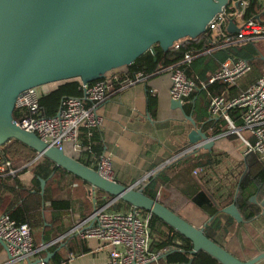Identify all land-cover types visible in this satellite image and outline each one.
Instances as JSON below:
<instances>
[{
	"label": "water",
	"instance_id": "95a60500",
	"mask_svg": "<svg viewBox=\"0 0 264 264\" xmlns=\"http://www.w3.org/2000/svg\"><path fill=\"white\" fill-rule=\"evenodd\" d=\"M229 3L230 0H0V148L18 141L86 182L90 191H102L156 216L192 242V256L203 252L220 264L261 263L264 252L241 261L209 239L205 228L213 218L202 228L194 227L144 191L106 179L97 170L49 146L35 133L22 129L14 117L18 99L28 90L71 81L89 85L110 73L127 71L148 52L156 56V46L167 53L181 41L197 40L208 33L210 23ZM228 31L236 34L239 28L231 21ZM171 109L180 111L194 124L180 102L171 101ZM188 140L191 145L204 142L202 148L207 150L215 145L199 129L192 130ZM45 185L41 180L42 196ZM238 192L239 187L226 207L221 208L211 199L220 214L242 224L244 219L236 206ZM259 195L262 199L257 202ZM250 202L259 207L253 222L264 219V187ZM0 245L6 251L1 238ZM54 256L48 253L46 258L27 264H49Z\"/></svg>",
	"mask_w": 264,
	"mask_h": 264
},
{
	"label": "built area",
	"instance_id": "2783aa9c",
	"mask_svg": "<svg viewBox=\"0 0 264 264\" xmlns=\"http://www.w3.org/2000/svg\"><path fill=\"white\" fill-rule=\"evenodd\" d=\"M260 1L264 12V0ZM246 5L245 1L240 0L233 3L230 12L228 6L224 7L222 14L210 23L208 32L212 33V43L216 45L214 49L242 43L264 42V17L257 16L256 20L244 21L243 10ZM231 21L239 28V33H236L235 37H229L224 33V28H228ZM180 44V42L177 43L175 48H179ZM211 51L213 50L207 53ZM193 59L191 54H187L178 65L170 67L166 72L170 80L169 97L171 101L184 105V102L198 90L196 83L186 74ZM251 70L252 66L245 60L229 58L221 64L220 69L210 78L209 83L219 81L230 87L238 86ZM126 74L127 71L114 72L92 84H81L82 96L64 98L60 110L53 117L45 116L40 106L41 98L51 89L42 87L28 90L17 101L15 111L19 118L16 122L22 129L35 133L49 146L63 151L67 156L80 162L84 152L89 149L84 146L81 133L85 131L88 139H91L103 125L104 119L99 114V107L111 95L150 80V76L142 73H136L133 77H128ZM236 109L241 110L242 125L240 127L235 125L229 115V111ZM207 112L211 118H221L227 124L228 133L218 138L235 135L245 146L244 156L258 154L261 160H264V75L233 99L226 96L212 97ZM203 144L204 142L180 151L167 161L166 166L192 154L195 150L202 148ZM40 158L37 155L35 161ZM112 165V155L104 153L98 160L96 170L106 179L114 180ZM161 169L163 166L132 186L136 190L144 191L152 180L159 177ZM206 173L205 167L193 170V174L199 178ZM18 175L19 169L13 167V162L7 158L4 149L0 148V179L5 177L14 179ZM161 191L162 188L158 183L156 199L159 198ZM120 202L122 201L114 198L109 200L97 207L89 217L67 235L40 247L34 245L29 225H19L9 215L0 214V238L5 243L8 254L5 264H27L37 259L42 260L40 255L42 251L51 244L55 245L66 237L74 235L87 241L96 240L104 245L108 249V261L103 264L158 263L165 252L151 251V214H145L134 208L119 210L117 207Z\"/></svg>",
	"mask_w": 264,
	"mask_h": 264
},
{
	"label": "crops",
	"instance_id": "0c3cea01",
	"mask_svg": "<svg viewBox=\"0 0 264 264\" xmlns=\"http://www.w3.org/2000/svg\"><path fill=\"white\" fill-rule=\"evenodd\" d=\"M245 79L243 78L240 82V86L244 90L257 81L247 85ZM148 88L157 97V108L154 115L147 104ZM169 90L170 80L165 73L111 95L98 109L104 122L97 132L104 146L103 154L110 153L112 155L115 181L132 186L163 166L159 175L161 179L159 187L161 186L162 191L157 200L163 198V202L176 214L194 227L202 228L211 218L189 201L186 194L200 188L210 198L215 199L221 208L230 205L239 187V177L246 171L245 146L235 135L218 138L221 137L220 135L228 133L227 128L219 127L223 131L218 135L214 132V125L205 129L208 122L215 120L208 115L209 105L206 96L198 95L194 100L189 99L190 102H196L197 109L200 110L198 112L193 110L189 115L193 124L185 119L180 111L171 109ZM189 100L184 102L183 107L188 105ZM194 129L201 130L210 139H213L214 147L211 150L199 148L174 164L166 166L167 161L180 151L193 147L189 144L188 134ZM81 140L83 141L82 138ZM259 158L261 160L260 156ZM81 159H87V157L82 156ZM99 159L93 155L88 159L90 163L87 167L92 169L96 167L97 169ZM186 159H192L191 163L200 165L189 171L187 169L189 162L187 163ZM261 161L264 162V160ZM80 163L82 162L80 161ZM199 167L207 169L206 175L200 178L193 174V170ZM18 179L22 185L29 187L33 180V174L26 172L18 175ZM75 189L87 192L93 205L92 212L88 214L89 207L79 206L80 201H76L70 196L71 201L77 204L73 205V212L71 211L70 214L64 215L62 218L59 226L63 234L44 242L42 240L44 235H35L32 230L34 245L35 242L37 247L47 245L67 235L99 207L95 204L96 191H90V186L74 183L71 185V191ZM261 199L262 197L259 195L257 202H260ZM251 204L258 213L259 207L254 203ZM0 214L9 215V213L1 211ZM214 240L239 260L249 261L264 252V219L259 218L254 222L248 221L242 224L236 223L225 231L216 232ZM48 253L60 256L61 264H103L108 261V249L104 245L96 240H83L76 235L66 237L55 245L51 244L40 255L44 259ZM7 259V252L0 245V264H5ZM160 262L149 264H159ZM259 264H264V261Z\"/></svg>",
	"mask_w": 264,
	"mask_h": 264
},
{
	"label": "trees",
	"instance_id": "16d2710c",
	"mask_svg": "<svg viewBox=\"0 0 264 264\" xmlns=\"http://www.w3.org/2000/svg\"><path fill=\"white\" fill-rule=\"evenodd\" d=\"M239 1L230 0L228 6L229 12L233 3ZM242 1L247 3L243 10L244 21L256 20L257 16H260V18L264 17L263 4L260 0ZM224 33L229 37L236 36V34H231L228 28H224ZM180 43L179 48L174 47L167 53H164L159 46H156V56H153L150 52L144 54L127 68L126 76L133 77L136 73H142L150 76V79L155 78L158 75L168 72L170 67L178 65L187 54H191L194 59L190 67L186 70V74L189 79L196 83L198 90L191 96L190 100H194L198 95H204L208 98L209 105L210 99L214 96H226L229 99H233L238 96L240 91L244 90L240 86V83L238 86L231 87L219 81L209 83L210 78L220 69L221 64L225 60L229 58L242 59L252 66L251 72L244 77L246 78L247 85L253 84L259 77L264 75V58H262L258 44L256 43H242L214 49L216 45L212 43L211 31L202 35L197 40L186 39ZM210 50L213 51L207 53ZM81 96L82 89L80 82L71 81L57 86V88L52 89L44 95L41 98L40 106L45 116L53 117L60 110L61 102L64 98H78ZM190 100L188 105L184 106L185 113L188 116L193 110L194 112L200 111L197 109L196 102H190ZM147 104L151 113L154 115L157 108V97L149 88L147 90ZM229 115L236 126L240 127L242 125L241 110H231L229 111ZM14 117L16 120L19 118L17 111H15ZM212 125H214L216 135L227 128L226 122L221 118L208 122L205 125V129ZM81 138L83 139L84 146L89 149L83 154L87 159H80V161L85 166H88L90 163L88 159L92 158L93 155L96 159L101 157L104 152V146L102 145L98 132H95L93 137L88 139L87 133L83 131ZM3 149L7 158L13 162V167L19 169V175L31 172L33 174V180L29 187H25L18 177L14 179L11 177L1 178L0 211L9 213L11 218L19 225H29L31 230L35 232V235H44L42 237L44 242L63 234L59 226L62 218L64 215L70 214L71 211L73 212V205L77 203L72 202L70 197L58 198L56 193L62 192L63 189L61 186L66 183L70 185L74 183L85 186L89 185L62 168L57 167L45 157H41L35 161L37 153L18 141L9 142ZM191 161L192 159H186V162H189L187 165L189 171L195 166L200 165L199 163L194 165ZM245 165L246 171L239 177V192L236 198V206L244 219V223L253 221L255 216L259 214V212L256 213L250 199L261 187H264V162L260 160L259 156L256 154L247 155ZM94 169L96 170V167ZM41 180H44L46 183L43 196L41 194ZM160 181L161 179L159 177L152 180L145 188L144 193L152 199H156V189ZM55 185L61 188L54 189ZM85 197V206L90 208L91 200L87 194ZM186 197L197 208L207 214L209 218H214L205 228V234L209 239L215 241L214 235L216 232L220 230L225 231L230 226L236 224L233 218L219 214V209L214 205L209 195L200 188L186 194ZM111 199L113 198L106 193L96 190L95 204L97 206L100 207ZM157 201L172 210L163 202V198ZM91 206L93 207L92 204ZM122 208L129 210L131 207L126 203L120 202L117 209L122 210ZM142 212L149 214L146 211ZM150 230L152 234L151 251L154 253L165 252L167 254L159 264H188L191 260L192 264H220L214 258L203 252L192 256V242L154 215H151ZM35 245L37 246L36 242ZM61 262L62 258L56 254L51 264H61Z\"/></svg>",
	"mask_w": 264,
	"mask_h": 264
},
{
	"label": "rangeland",
	"instance_id": "374dc122",
	"mask_svg": "<svg viewBox=\"0 0 264 264\" xmlns=\"http://www.w3.org/2000/svg\"><path fill=\"white\" fill-rule=\"evenodd\" d=\"M258 49L260 51V54L262 56V58H264V42H262L261 44L258 45ZM58 85L54 84L52 86H49V89H54L56 88ZM63 191L62 192H57L56 195L58 198H68L70 196L73 197V199H75L76 201L79 200L80 201V206H84L85 205V201H86V197L85 195L87 194V192H85L84 190H79V189H75L71 191V185L70 184H63L62 186ZM55 185L54 189L56 188H61ZM57 191V190H56ZM175 194V191H173ZM74 201V200H73ZM83 203V204H82ZM92 211V206L90 204V208H89V212L88 214Z\"/></svg>",
	"mask_w": 264,
	"mask_h": 264
}]
</instances>
